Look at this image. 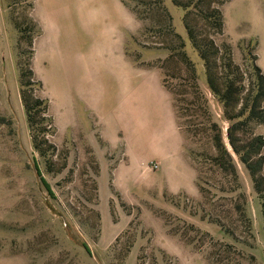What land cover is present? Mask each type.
<instances>
[{"label":"rangeland","instance_id":"obj_1","mask_svg":"<svg viewBox=\"0 0 264 264\" xmlns=\"http://www.w3.org/2000/svg\"><path fill=\"white\" fill-rule=\"evenodd\" d=\"M253 64L264 0H0V264H264V195L227 137ZM163 80L187 91L179 119Z\"/></svg>","mask_w":264,"mask_h":264},{"label":"trees","instance_id":"obj_2","mask_svg":"<svg viewBox=\"0 0 264 264\" xmlns=\"http://www.w3.org/2000/svg\"><path fill=\"white\" fill-rule=\"evenodd\" d=\"M216 25L218 28L219 33L222 32V20L221 15L218 10H213ZM190 31V30H189ZM190 33V37L193 40L194 44L198 47V51L200 54V57L204 61L205 65V72H206V81L211 89V91L216 94L221 101H223V105L225 107L229 106L230 104L233 105L235 97L234 93L237 90V87L234 86V83L232 80L226 77H221L222 80H218V76L215 72H213V65L212 61L208 55V51L200 45L199 41H197L194 37V35ZM29 43L31 44V36L29 39ZM210 43L212 46H214L213 41L211 40ZM222 48L225 52L229 51V45L225 42L222 43ZM216 52L218 47H214ZM231 65V60H228V66ZM253 71L256 75V81H257V92L254 94L253 99L251 101L250 107L247 111V114L240 118V113L235 114L234 116L238 117L236 121L232 122L228 128H227V137L229 140V143L233 149V151L238 154L239 159L241 162L246 166L247 170L249 171L250 175L252 176V180L254 182V185L256 186V189L263 192L264 195V156L262 154V149L264 147V136L260 133L254 132V127L248 131L247 137H242L243 133V125L247 124V121H250L254 119L255 125H260L264 122V107H262V102L264 100V76L261 73L260 68L256 65H252ZM28 74L31 76L32 71L29 69ZM163 86L166 88L168 92H170L173 96L174 100V113L176 116V119H179L181 115H185V111L182 112L181 108L178 106V103L181 101H185L186 99L183 97L187 93L185 89H174L168 84L165 83V80H163ZM21 99L25 108L28 125L32 132H34L33 126L35 124L34 116L31 111V106L29 105L28 98L25 94L24 89H21ZM34 104L36 106H40L43 114L44 121H46V110L47 105L46 101L35 96L34 97ZM226 116L228 119L233 118V115H230L226 112ZM177 125L180 127L181 124L179 121H177ZM187 131V130H186ZM36 140V134L33 133V143L34 147L37 148V144L35 142ZM211 145L212 148L217 153L219 152L223 156L229 157V153L226 151L225 147L223 146L221 142L220 134L217 132L216 134L211 137ZM210 156H213V153L209 154ZM216 159V158H214ZM217 160V159H216ZM221 166H224L223 163Z\"/></svg>","mask_w":264,"mask_h":264},{"label":"crops","instance_id":"obj_3","mask_svg":"<svg viewBox=\"0 0 264 264\" xmlns=\"http://www.w3.org/2000/svg\"><path fill=\"white\" fill-rule=\"evenodd\" d=\"M166 90V89H165ZM166 92V94H167V97L170 99V94L167 92V91H165ZM169 95V96H168ZM173 114H174V112H173ZM174 125V124H173Z\"/></svg>","mask_w":264,"mask_h":264},{"label":"built area","instance_id":"obj_4","mask_svg":"<svg viewBox=\"0 0 264 264\" xmlns=\"http://www.w3.org/2000/svg\"><path fill=\"white\" fill-rule=\"evenodd\" d=\"M153 166L156 168L157 167V165L156 164H153Z\"/></svg>","mask_w":264,"mask_h":264}]
</instances>
